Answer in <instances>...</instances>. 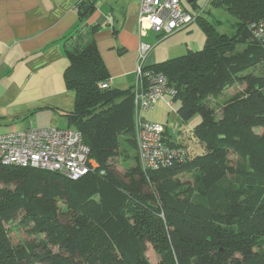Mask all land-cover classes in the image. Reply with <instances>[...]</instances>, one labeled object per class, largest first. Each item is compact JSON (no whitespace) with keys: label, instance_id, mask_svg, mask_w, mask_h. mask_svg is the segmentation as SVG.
Here are the masks:
<instances>
[{"label":"trees","instance_id":"1","mask_svg":"<svg viewBox=\"0 0 264 264\" xmlns=\"http://www.w3.org/2000/svg\"><path fill=\"white\" fill-rule=\"evenodd\" d=\"M89 1L78 3L65 47L74 108L62 116L96 167L78 180L0 167V264H149L147 244L161 264H264V43L249 31L264 19V0H212L236 19L232 30L199 14L203 47L146 67L166 77L183 124L200 118L188 144L170 141L165 128L163 141L185 158L157 171L140 166L134 86L99 87L110 78L97 27L79 28L94 10ZM232 85L243 89L220 100ZM120 156L133 160L122 175L113 167ZM185 173L191 180L179 181ZM12 224L28 238L14 242Z\"/></svg>","mask_w":264,"mask_h":264},{"label":"crops","instance_id":"2","mask_svg":"<svg viewBox=\"0 0 264 264\" xmlns=\"http://www.w3.org/2000/svg\"><path fill=\"white\" fill-rule=\"evenodd\" d=\"M77 1L0 0V98L7 99L2 107L29 114L50 106L61 113L71 111L74 95L64 82L68 65L65 47L79 24ZM88 3L94 10L81 22L80 30L97 27L94 40L111 87H133L141 42L136 26L139 0ZM200 47L194 42L185 44L180 53L185 55ZM154 61L152 48L145 66L156 64Z\"/></svg>","mask_w":264,"mask_h":264},{"label":"built area","instance_id":"3","mask_svg":"<svg viewBox=\"0 0 264 264\" xmlns=\"http://www.w3.org/2000/svg\"><path fill=\"white\" fill-rule=\"evenodd\" d=\"M143 16L157 38H165L187 28L198 15L192 16L181 7L179 0H139V17ZM249 31L264 43V19L251 23ZM151 51L148 44L139 45L133 96L137 153L144 171H157L185 158L184 149L171 147L163 141V125L141 117L143 111L152 109L165 95H173L167 88L166 77L145 67V59ZM99 87H111L110 79ZM89 154L81 134L70 128H28L22 132L0 134V167H29L78 180L96 167Z\"/></svg>","mask_w":264,"mask_h":264},{"label":"rangeland","instance_id":"4","mask_svg":"<svg viewBox=\"0 0 264 264\" xmlns=\"http://www.w3.org/2000/svg\"><path fill=\"white\" fill-rule=\"evenodd\" d=\"M179 1L181 3V7L189 12L192 16L196 17L200 14V17L202 19H206L208 21H219L221 23L219 25V29L221 31L227 32L232 30L231 27L235 23L236 19L224 12L222 9H213L211 7L212 0H193L191 2H189V0ZM136 26L137 33L141 39L140 44L145 43L153 48V57L155 58L154 62L156 63L178 56L176 54H182L180 53V50L184 48L185 44L194 42L200 44V48H202L204 44V34L198 27V22L196 21L192 22V24L189 25L185 30H181L165 38H157L155 33L152 32L151 28L147 24V18L145 16L139 17L138 11ZM138 49L136 56L137 58ZM242 89L243 86H229L221 94L220 100L222 98L231 97ZM6 101V98H0V134L22 132L28 128H67L65 118L62 116L63 113L55 110V108L52 106H50L49 108H45L43 111L38 110L36 112H32V114H29L17 109H7L5 107H2V105H4L3 102ZM178 107L179 102L173 101L172 96L167 94L162 100H159L152 109L143 111L141 117L145 121L164 125L170 141L183 142L184 144H188V137L191 136V131L193 127L199 123L200 118L198 116H195L190 121H188V123L183 124L177 113ZM73 108L74 102L73 105L69 107V109L72 111ZM197 150H199L200 152V148ZM132 165L133 160L131 158L127 160L124 159L123 156H120L113 160L114 170L119 175L125 173V171ZM191 177L192 173H185L183 175L177 176V178L181 182L189 181L191 180ZM5 228L8 231L9 237L14 242H18L19 240H25V238H28L23 230H17L16 224L6 226ZM145 257L148 260L149 264H161L160 255L157 254L149 244H147L146 246Z\"/></svg>","mask_w":264,"mask_h":264},{"label":"water","instance_id":"5","mask_svg":"<svg viewBox=\"0 0 264 264\" xmlns=\"http://www.w3.org/2000/svg\"><path fill=\"white\" fill-rule=\"evenodd\" d=\"M191 2V1H190Z\"/></svg>","mask_w":264,"mask_h":264}]
</instances>
